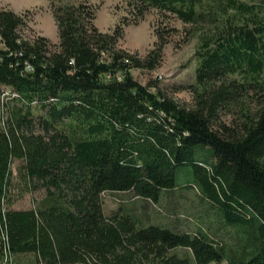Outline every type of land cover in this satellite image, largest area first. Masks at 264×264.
Here are the masks:
<instances>
[{
  "label": "trees",
  "instance_id": "16d2710c",
  "mask_svg": "<svg viewBox=\"0 0 264 264\" xmlns=\"http://www.w3.org/2000/svg\"><path fill=\"white\" fill-rule=\"evenodd\" d=\"M129 4L135 22L155 10L196 37L195 81L173 89L190 103L132 76L160 66L158 31L139 57L117 47L121 25H94L88 1L50 3L57 44L24 37V17L0 9V261L6 248L15 264H191L173 253L185 249L194 264H264V0ZM13 160L44 191L33 209L4 206ZM178 188L195 189L234 241L102 210L105 193L157 204Z\"/></svg>",
  "mask_w": 264,
  "mask_h": 264
},
{
  "label": "rangeland",
  "instance_id": "374dc122",
  "mask_svg": "<svg viewBox=\"0 0 264 264\" xmlns=\"http://www.w3.org/2000/svg\"><path fill=\"white\" fill-rule=\"evenodd\" d=\"M79 1H88L95 8L94 25L100 31L109 32L117 25L122 26L123 33L117 47L131 54L145 56L156 42L155 31L164 37L167 36L160 66L154 72L132 70V76L141 84L154 81L158 88L167 92L180 104L190 103L191 97L188 92H174L173 89L194 83L197 65L194 54L198 44L196 37L188 40L186 33L188 27L172 15H162L150 10L142 20L135 22L129 0H0V9L13 11L24 17L26 25L21 30L24 37L32 39L39 35L47 38L52 44H57V31L49 9L50 3L63 5ZM171 29L174 31L171 32ZM195 157L206 159L210 157V150L197 153ZM19 165L20 162L17 160L10 164L11 175L3 200L7 210L33 209L44 194L43 189L30 191L26 187L18 176ZM119 209L129 210L141 216L146 224L165 226L178 232H194L197 226H203L215 240L225 239L227 243H232L235 239L233 230L223 226L219 214L200 200L193 188L163 192L157 204L141 200L132 192L102 195L104 215L109 216ZM5 244L1 243L0 248L3 249ZM173 253L190 258V263L194 264L188 250L175 249ZM2 263L3 261H0V264Z\"/></svg>",
  "mask_w": 264,
  "mask_h": 264
},
{
  "label": "built area",
  "instance_id": "2783aa9c",
  "mask_svg": "<svg viewBox=\"0 0 264 264\" xmlns=\"http://www.w3.org/2000/svg\"><path fill=\"white\" fill-rule=\"evenodd\" d=\"M7 96H8V92L6 91V92H4L2 94L1 100L3 101ZM12 96H16V95L12 94ZM6 248H7V244H6ZM6 248H4V252H6V253H5V256H4L2 264H11L12 263V259L10 258L9 253L7 252Z\"/></svg>",
  "mask_w": 264,
  "mask_h": 264
}]
</instances>
